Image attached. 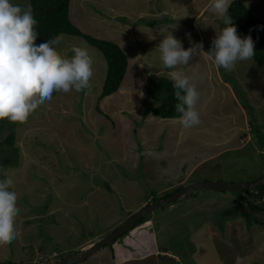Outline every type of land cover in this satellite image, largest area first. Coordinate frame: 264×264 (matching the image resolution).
Returning <instances> with one entry per match:
<instances>
[{
	"label": "rangeland",
	"instance_id": "1",
	"mask_svg": "<svg viewBox=\"0 0 264 264\" xmlns=\"http://www.w3.org/2000/svg\"><path fill=\"white\" fill-rule=\"evenodd\" d=\"M243 1L264 19V0ZM209 2L71 0L73 22L85 33L118 43L128 56V70L120 89L101 99L104 53L82 36L62 33L56 46L62 56L71 57L76 46L93 58L90 87L57 93L23 123L0 120V143L16 135L13 147L0 146V167L13 179L20 209L17 238L0 246V263H52L110 233L130 212L184 182L249 181L264 174V64L254 57L237 61L231 72L203 56L177 66L200 94L199 125L184 128L176 118L149 112L158 105L148 97L149 79L170 77L156 50L164 35L171 32L185 49L192 46L190 40L202 43L207 52L216 31L225 27L222 17L209 12ZM14 147L17 160L3 164ZM241 198L236 192L200 190L174 208L157 209L152 214L158 241L179 253L181 264H200L196 247L205 244L198 245L203 241L198 232L209 220L218 228L214 234L206 229L208 239L217 235L216 263L264 264V218L227 212ZM247 199L254 204L257 195ZM113 254L111 243L75 264H115Z\"/></svg>",
	"mask_w": 264,
	"mask_h": 264
},
{
	"label": "clouds",
	"instance_id": "2",
	"mask_svg": "<svg viewBox=\"0 0 264 264\" xmlns=\"http://www.w3.org/2000/svg\"><path fill=\"white\" fill-rule=\"evenodd\" d=\"M229 6V0L209 2V12L222 17L225 25L216 31L209 51L203 50L202 43H192L191 40L192 46L185 49L182 41L171 32L164 35L156 47L163 69L171 70L169 75L177 101L175 111L179 114L176 119L184 128L197 126L201 122L196 107L200 94L191 78L183 71L176 70L177 66L188 65L194 57L203 56L217 69L231 72L237 61L250 60L255 54L251 37L241 38L232 25V18L228 15ZM37 23L30 3L20 5L11 0H0V120L23 123L39 106L51 101L54 92H82L90 87L93 58L88 50L73 46L70 49L73 53L71 57L62 56L56 49L62 42L61 36L37 45ZM12 187L13 179L8 170L0 167V246L11 244L17 238L15 219L20 209L17 206V193L11 190Z\"/></svg>",
	"mask_w": 264,
	"mask_h": 264
},
{
	"label": "trees",
	"instance_id": "3",
	"mask_svg": "<svg viewBox=\"0 0 264 264\" xmlns=\"http://www.w3.org/2000/svg\"><path fill=\"white\" fill-rule=\"evenodd\" d=\"M70 3L71 0H30V4L33 8L34 18L38 22L35 27V30L39 34L37 36L36 44L39 45L40 43L65 33L82 36L90 44L99 48L104 53L107 60V75L100 95L101 99H103L114 94L120 89L129 66L128 56L118 43L111 40L98 38L83 32L70 17ZM228 15L232 18V25L236 27L237 34L240 37H251L252 41L254 42L255 54L253 57L259 64H264V19L254 15L243 0H233L228 8ZM227 81L233 83L234 85L236 84L234 80L227 79ZM173 92L174 90L172 88V81L170 77L160 76L150 78L148 85V97L157 101L158 105L151 107L149 112L161 118H176L179 114L175 111V104L177 101L174 98ZM56 95L57 93L54 92L53 97ZM99 109L101 110V108ZM15 139V133H10L6 139L0 143V146L3 147L6 145L13 147L15 144ZM262 143L264 144V142ZM17 150L18 149L14 147L10 156L6 155L3 157L2 163L11 164L14 162V160L16 161L19 156ZM230 151L234 150H227L226 152ZM226 152L221 153L220 156L222 154L224 155ZM16 164L17 163H15L14 166H16ZM260 177L261 176L249 181H255ZM182 185L183 184L179 185L175 189L167 190V192H170H168L164 197L172 194ZM107 187H109V185H107ZM194 193L195 192L190 194ZM245 193L246 199L248 194L257 195V200L254 204H251V202L247 199V202H249V208L251 210H258L264 213V182L257 187L255 192L247 191ZM186 196H188V194ZM181 199L183 198H180L173 204L180 201ZM227 212L235 213L237 216H252L247 210L246 205L243 203V197L237 202L236 205L232 206L231 210H227ZM147 219L148 216L143 217L136 223L135 227L144 223ZM257 221L259 220L257 219ZM115 242L116 240L113 241L112 245ZM82 248L84 247H81L80 250ZM63 256L65 255L63 254L58 259L62 258ZM0 264L5 263L1 262Z\"/></svg>",
	"mask_w": 264,
	"mask_h": 264
},
{
	"label": "crops",
	"instance_id": "4",
	"mask_svg": "<svg viewBox=\"0 0 264 264\" xmlns=\"http://www.w3.org/2000/svg\"><path fill=\"white\" fill-rule=\"evenodd\" d=\"M144 205H146V203L139 206V208L143 207ZM170 208H174V204L170 205ZM136 210L137 209L134 211ZM134 211L130 213H133ZM155 218L156 215L154 214L148 216L146 222L139 224L130 230L125 235V239L123 241L115 242L112 245L116 249V255L113 254L114 259H116L115 264H181L179 253H176L171 246L165 245L163 241H158L159 231L155 225ZM118 224H120V222ZM207 228L211 234L218 232L217 225L210 223L209 220L206 222L205 226L199 229L198 234L199 236L203 237V241L199 242L198 245L203 243L205 244L204 247H196V249L199 251L197 260L200 264H214L216 262L212 259L213 253L214 257H217L218 255L216 246L217 235H212V237L208 239L210 235L208 236V232L206 230ZM102 236L103 235L96 239L90 240V242H88L85 247L91 245ZM126 245H130L133 248H127ZM207 245H210L212 250H204ZM196 249H194V251ZM183 264H187V262Z\"/></svg>",
	"mask_w": 264,
	"mask_h": 264
},
{
	"label": "water",
	"instance_id": "5",
	"mask_svg": "<svg viewBox=\"0 0 264 264\" xmlns=\"http://www.w3.org/2000/svg\"><path fill=\"white\" fill-rule=\"evenodd\" d=\"M264 182V175H262L259 179L255 181H235V182H226V181H213V180H204V181H193L182 185L178 190L173 192L172 194L168 195L167 197L149 203L145 207H142L137 212H135L129 219H127L124 223L119 225L116 229L108 233L107 235L103 236L99 240L95 241L91 245L83 248L80 251H75L70 255H67L61 259H58L49 264H75L80 261H83L102 247L113 243L119 236L127 233L131 230L136 223L143 217L149 215L150 213L154 212L155 210L173 204L175 201L180 199L181 197L197 192L200 190H214V191H225V192H236L242 195L244 204L246 205L247 210L250 213H256L257 216L260 218H264V213L258 210H251L247 204L245 192L252 191L255 192L257 187ZM5 264H17V263H5ZM25 264V263H21ZM31 264V263H27ZM32 264H43V263H32Z\"/></svg>",
	"mask_w": 264,
	"mask_h": 264
}]
</instances>
